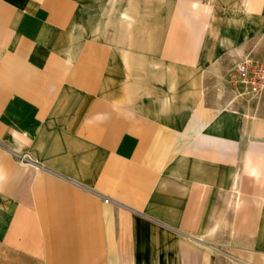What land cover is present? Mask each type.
Here are the masks:
<instances>
[{"label":"crops","instance_id":"0c3cea01","mask_svg":"<svg viewBox=\"0 0 264 264\" xmlns=\"http://www.w3.org/2000/svg\"><path fill=\"white\" fill-rule=\"evenodd\" d=\"M258 51L264 0H0V264H264Z\"/></svg>","mask_w":264,"mask_h":264},{"label":"built area","instance_id":"2783aa9c","mask_svg":"<svg viewBox=\"0 0 264 264\" xmlns=\"http://www.w3.org/2000/svg\"><path fill=\"white\" fill-rule=\"evenodd\" d=\"M230 84L246 97L264 95V61L247 56L234 69Z\"/></svg>","mask_w":264,"mask_h":264},{"label":"rangeland","instance_id":"374dc122","mask_svg":"<svg viewBox=\"0 0 264 264\" xmlns=\"http://www.w3.org/2000/svg\"><path fill=\"white\" fill-rule=\"evenodd\" d=\"M256 29H257V33L259 32V30L263 29V24H256ZM254 59L256 60H262L264 61V52L263 51H258L257 54L255 56H253Z\"/></svg>","mask_w":264,"mask_h":264}]
</instances>
